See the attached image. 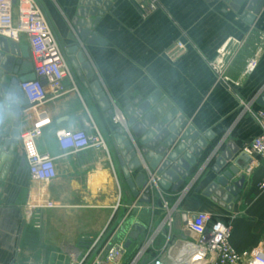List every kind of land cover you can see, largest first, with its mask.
Here are the masks:
<instances>
[{
  "label": "crops",
  "instance_id": "0c3cea01",
  "mask_svg": "<svg viewBox=\"0 0 264 264\" xmlns=\"http://www.w3.org/2000/svg\"><path fill=\"white\" fill-rule=\"evenodd\" d=\"M37 1L70 71L64 93L49 95L42 105L51 124L36 142L39 153L53 159L57 176L49 183L31 179L21 142L16 145L8 173L0 182V264H76L87 244L103 231L122 223L116 242L126 243L137 222L145 232L118 262L128 264L140 244L162 225L164 202L174 210L175 239L178 232L186 233L183 214L189 222L204 212L230 226L231 244L237 251L264 253V189L260 187L264 160L247 155L251 162L229 182L244 178L229 211V206H220L205 193L217 177L211 171L214 160L204 168V162L198 161L176 193L147 188L151 201L140 203L121 174L114 141L120 125L112 120L137 97L145 99L159 91L201 135H213L209 145L232 143L243 153L260 133L254 114L264 110L255 103L264 88V7L250 25L244 16L250 0L238 13L222 0H154L157 10L146 19L141 18L137 2L114 0L90 31L104 44L86 45L71 25L79 0ZM14 43L29 49L24 35ZM176 43H182L185 51L173 60L169 52ZM76 44L81 45L79 52L93 73L89 80L82 72V80L77 77L70 61L75 55L65 53ZM220 51H224L222 58ZM251 59L257 66L246 73ZM220 61L222 71L217 67ZM93 83L100 85L113 115L98 106L90 89ZM24 128L22 118L20 133ZM74 131L98 135L103 146L63 153L57 135ZM141 171L130 173L131 178ZM163 248L165 243L150 252L144 263L164 259Z\"/></svg>",
  "mask_w": 264,
  "mask_h": 264
},
{
  "label": "water",
  "instance_id": "95a60500",
  "mask_svg": "<svg viewBox=\"0 0 264 264\" xmlns=\"http://www.w3.org/2000/svg\"><path fill=\"white\" fill-rule=\"evenodd\" d=\"M114 0H79L71 25L81 42L86 45L104 44L96 34L90 31L100 22L111 8ZM230 9L238 13L246 0H222ZM264 7L262 0H250L244 8L245 21L252 24ZM80 44L72 45L65 53L70 57L77 77L81 72L89 80L93 73L82 53ZM33 65L27 47H19L14 42L0 36V182L4 181L16 145L20 144V123L22 112L30 107L24 98L20 85L34 80ZM43 81V80H42ZM100 109L113 115L110 104L98 83L90 87ZM255 103L264 109V88L260 89ZM124 122L115 130L114 141L117 147L118 163L121 174L132 195L140 203L149 204L151 196L147 188L163 192L176 193L187 180L188 174L198 161L205 167L211 160V171L217 175L215 181L206 189V195L212 201L231 210L244 178L232 184L229 182L240 174L251 162V158L240 153L232 143L223 142L209 145L213 139L211 133L201 135L190 121L179 115L170 101L155 91L145 99L137 97L119 111ZM125 133L126 137H123ZM23 166V163H22ZM141 168L133 180L130 173ZM201 168V169H202ZM200 169V170H201ZM193 180V179H192ZM142 192H145L143 195ZM195 216L191 217L193 220ZM182 226L188 224V216H181ZM23 223H21V228ZM121 232L124 234L125 229ZM145 228L139 223L132 224L124 249L142 236ZM21 234V231L19 235Z\"/></svg>",
  "mask_w": 264,
  "mask_h": 264
},
{
  "label": "built area",
  "instance_id": "2783aa9c",
  "mask_svg": "<svg viewBox=\"0 0 264 264\" xmlns=\"http://www.w3.org/2000/svg\"><path fill=\"white\" fill-rule=\"evenodd\" d=\"M138 3L141 18L146 19L157 10L154 0H133ZM20 35L29 40L30 57L33 65L34 80L23 83L20 88L30 107L22 112L25 128L20 133L22 156L26 162L28 176L36 182L49 183L57 174L54 161L48 155H41L37 149V140L51 121L42 110L48 96H59L64 93V80L70 71L64 63L63 49L55 37L44 10L37 0H0V36L18 41ZM185 51L182 43H176L169 52L170 59H178ZM219 55L224 56V51ZM255 59L248 61L245 72L255 70ZM217 67L222 71L220 61ZM43 80V81H42ZM260 133L243 150L248 156L264 160V110L254 114ZM115 124L122 125L124 118L115 114ZM57 142L63 153H79L90 148L103 146L102 139L88 135L84 131L58 133ZM264 189V183L260 186ZM164 220L162 225L138 249L135 257L128 264H145L147 250L154 249L155 238L166 228L167 236L162 254L164 259H155L152 264H264V253L258 251H237L231 244L229 225L213 221L208 213H198L188 222L186 233L178 232L172 239L174 225L173 209L167 202L162 205ZM122 223L103 231L91 243L87 244L84 256L76 264H118L125 255L123 242H116ZM172 239V240H171ZM156 251V250H155ZM165 259L168 263H165Z\"/></svg>",
  "mask_w": 264,
  "mask_h": 264
},
{
  "label": "rangeland",
  "instance_id": "374dc122",
  "mask_svg": "<svg viewBox=\"0 0 264 264\" xmlns=\"http://www.w3.org/2000/svg\"><path fill=\"white\" fill-rule=\"evenodd\" d=\"M161 232L158 234V236L155 238V241H154V244H153V250L150 249V250H147V252L145 253V257L150 255V252L154 251V250H159L161 249L162 245H164L165 243V239H166V236H167V230L166 228H162L160 230ZM175 237V234H174V231L172 232V238L174 239ZM172 240V239H171ZM147 241V239L145 240V242ZM144 244H140V248L143 247Z\"/></svg>",
  "mask_w": 264,
  "mask_h": 264
}]
</instances>
